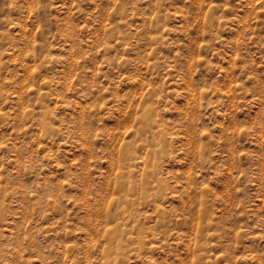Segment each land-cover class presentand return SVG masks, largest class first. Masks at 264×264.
I'll return each instance as SVG.
<instances>
[{"label":"rangeland","instance_id":"rangeland-1","mask_svg":"<svg viewBox=\"0 0 264 264\" xmlns=\"http://www.w3.org/2000/svg\"><path fill=\"white\" fill-rule=\"evenodd\" d=\"M0 264H264V0H0Z\"/></svg>","mask_w":264,"mask_h":264},{"label":"bare ground","instance_id":"bare-ground-1","mask_svg":"<svg viewBox=\"0 0 264 264\" xmlns=\"http://www.w3.org/2000/svg\"><path fill=\"white\" fill-rule=\"evenodd\" d=\"M119 246V245H118Z\"/></svg>","mask_w":264,"mask_h":264}]
</instances>
